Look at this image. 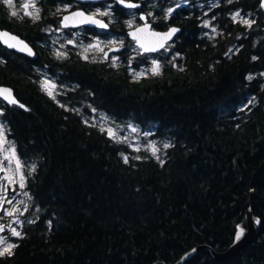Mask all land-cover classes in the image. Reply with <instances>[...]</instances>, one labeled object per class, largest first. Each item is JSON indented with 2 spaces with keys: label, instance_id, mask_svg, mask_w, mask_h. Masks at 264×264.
I'll return each mask as SVG.
<instances>
[{
  "label": "trees",
  "instance_id": "trees-1",
  "mask_svg": "<svg viewBox=\"0 0 264 264\" xmlns=\"http://www.w3.org/2000/svg\"><path fill=\"white\" fill-rule=\"evenodd\" d=\"M260 2L222 0L215 38L200 37L192 18L178 54L164 60L159 75L138 80L122 64L29 58L0 44V85L25 105L0 102L1 117L18 156L36 163L26 189L40 210L33 220L24 216L22 238L11 237L18 247L0 264H173L197 245L224 251L245 225L250 199L261 220L251 246L224 262L203 250L184 264H264ZM237 10L258 14L252 29L233 21ZM36 63L79 85L69 100L83 99L118 120L155 124V137L172 140L164 156L141 151L125 163L124 152L135 151L49 99Z\"/></svg>",
  "mask_w": 264,
  "mask_h": 264
},
{
  "label": "flooded vegetation",
  "instance_id": "flooded-vegetation-1",
  "mask_svg": "<svg viewBox=\"0 0 264 264\" xmlns=\"http://www.w3.org/2000/svg\"><path fill=\"white\" fill-rule=\"evenodd\" d=\"M130 2L139 4V7L127 8L120 4L118 0H36V7L40 9V12L39 19L35 21L31 17L26 16L24 14L25 10L22 9V5L29 3V0H13L14 8L18 13L16 17L11 15L12 9L3 2H0V29L8 31L28 43L34 49L35 55L34 57H29L26 54L7 48L11 52L29 58L38 57L39 59L44 54L54 60L67 62L81 60L109 66L111 63L110 47L112 45L110 42L116 41L115 45L122 46L120 50L121 61H123L122 65L126 68H130L131 66L139 68L142 65H149L152 59L156 60L159 57H163L165 52H167L165 59L175 57L178 54L176 52L178 51L176 49L177 46L181 43L183 44L185 38L188 36V25L192 18L196 21L198 33L202 34L200 37L215 38V35H218L220 32L219 27L215 24L217 26V32L214 35H209L207 33L208 28L205 26V19L207 15L209 17L211 16L214 23L215 10L222 4V0H130ZM66 6L67 11L64 10ZM169 8L174 9L171 16H167ZM98 10L100 12H111V16L96 17L108 24L107 28H100L88 24L64 28L61 25L63 16L69 15L72 12L83 11L85 14L91 15ZM27 11H32V9L29 8ZM141 16L146 17V20H141ZM251 18L254 21L259 16L257 13H253ZM130 20L133 21L131 28L128 26V21ZM145 23H148L150 29L155 32L163 33L169 31L171 28H178L179 31L171 41L166 43V49L145 53L142 52L129 35L137 27H143ZM253 24L251 29L253 28ZM69 40H73L74 43L69 44ZM96 41L101 42L100 46L103 49L102 51L99 49L88 52H85L84 49L81 52L76 51L77 46L95 44ZM0 44L2 45L1 42ZM62 46H66L64 47L66 49L65 51L61 50ZM230 49L233 51L236 48L231 47ZM57 51L64 53L65 57L58 59L56 56ZM104 53H107V59H104ZM130 54L135 58L129 63ZM84 56H87V59L83 58ZM163 64L164 60L162 66ZM34 69L36 71L37 69L44 71V74L48 78H52L56 84L59 83L63 87V91L65 92H56L54 94L55 99L49 96L47 91L42 88L49 99L56 102L59 106L63 105L66 110L76 109L73 106L70 107L67 104H63V101L69 100L68 96L71 92L78 91L79 85L76 82L64 81L62 79V73L47 64L36 63ZM0 102H2L3 106L7 105L1 98ZM0 113L3 114L2 109H0ZM80 113L84 117V113ZM2 114L0 115L2 116ZM3 122L7 126V123L5 121ZM7 136L13 141L9 131Z\"/></svg>",
  "mask_w": 264,
  "mask_h": 264
},
{
  "label": "snow or ice",
  "instance_id": "snow-or-ice-1",
  "mask_svg": "<svg viewBox=\"0 0 264 264\" xmlns=\"http://www.w3.org/2000/svg\"><path fill=\"white\" fill-rule=\"evenodd\" d=\"M0 2H3L10 9H12L11 15L13 17H16L18 15L17 11L14 8L13 0H0ZM118 2L127 8L139 7V4L131 3L130 0H118ZM229 2H231V0H229ZM262 6H264V5H262ZM29 8H31L32 11H27V9H29ZM22 9L25 10L24 14L26 16L31 17L34 21L39 19L40 9L36 7V0H29V3H24L22 5ZM64 10L67 11V6L65 7ZM173 11H174V9L169 8L167 11V16H171ZM149 15H151V13H149ZM97 16H111V12L110 11L100 12L98 10L96 13L91 14V15H87L83 11L72 12L69 15L63 16L62 21H61V25L64 28H67L70 26L76 27V26L85 25V24L95 25V26H98L100 28H107L108 24L104 23L100 19H97L96 18ZM238 17H240L239 12L235 13L232 16L233 21H236ZM140 19L146 20V17L141 16ZM239 22L242 23L243 25L248 26L249 28L254 23V21H251L248 19H243V18H241L239 20ZM132 25H133V21H131V20L128 21L129 28H131ZM205 26L206 27L208 26V22H205ZM177 31H178V29L171 28L167 33H158V32L151 30L150 25L148 23H145L143 25V27H137L134 31L130 32L129 35L136 42L137 46L142 50V52L146 53V52H155L159 49H166V42ZM212 31L215 32L216 29L213 28ZM0 42L4 43L9 48H17L19 51H26L28 55H33L32 50L22 40H20L15 35H11L7 31H0ZM68 43L73 44L74 41L69 40ZM100 43H101L100 41H96L95 44H89V45L85 46L84 51L88 52V51H91L94 49H99L102 51L103 49L100 48ZM110 43L115 44L116 41H111ZM110 50L118 51L119 49L113 48ZM231 51L232 50L229 49V52H231ZM56 56L58 59H60V58H64L65 54L57 51ZM83 58L87 59V56H84ZM107 58H108L107 53H104V59H107ZM253 59H256V58L253 57ZM116 61H117V58L113 57L111 66L116 67L117 66ZM180 70L183 71V69H180ZM147 71H150L152 75H159L161 73V65L156 60H153L151 69L147 70ZM145 75H146V71L133 73L134 79H137V80L139 78L145 76ZM252 78L253 77H251V76L248 77L249 80H251ZM41 87L47 91V94L49 96H51L53 99H55V96H54L53 91H52V89L55 88L54 84L50 83L48 80H44L41 82ZM0 97H3V99L8 101V103H10V104H16L17 103L16 99L12 95L11 89L0 87ZM19 106L21 108L24 107V105H22V104ZM61 106L63 107V105H61ZM93 111H95V109H93ZM0 114H2V113H0ZM92 126H95V125H92ZM100 130H101V132L107 131V134L110 137L115 138V133L113 132L112 129H110V128L105 129L103 126H101ZM132 131L135 132L136 129L133 128ZM5 144L8 145L7 148H4ZM169 146L170 145H168V144L164 145L165 148H167ZM150 147L152 148V155L155 156L156 152H157L155 145H150ZM0 150L8 153L7 155L4 156L3 159L5 161H8L9 164H11L12 160L16 161L15 172L19 173L20 168L22 167L21 162L19 159L16 158L15 148L12 145V143L6 140L5 131H4L3 126H0ZM136 150L139 151V149H136ZM136 159H139V157H136ZM124 162L125 163L128 162L127 156L124 157ZM34 170L35 169L33 168V171ZM0 171L11 172V171H13V169H11L10 167L6 169L3 165V162L0 161ZM4 179L7 180L9 183H15L12 176L6 175L4 177ZM24 180H25V177L23 176V174H21L20 180H19V188H21V189H23L25 187ZM3 191H4V195H0V211H3L4 214L7 216H13L14 213L19 211V209H17L16 207H13L11 210L3 208L4 202H7L9 204L12 203V200L7 198V185L4 186ZM13 191H15V189H13ZM25 195H27V193H25ZM21 203H23V202L21 201ZM2 219H3V217H0V220H2ZM12 223H20V221L14 219L12 221ZM257 223H259V221H257ZM5 227H6L5 224L0 223V233H3L5 231ZM237 227L239 230L236 233L235 239H236V241H239L241 236L243 235V228H240V226H237ZM7 228H8V231L10 232L11 237L22 238L21 232L17 231V229L12 227L11 224H8ZM9 239H10L9 236L0 235V246H2V247H0V257L4 256L5 254H7L8 256H11L13 254L12 250L14 248L18 247L17 244L10 243Z\"/></svg>",
  "mask_w": 264,
  "mask_h": 264
},
{
  "label": "rangeland",
  "instance_id": "rangeland-1",
  "mask_svg": "<svg viewBox=\"0 0 264 264\" xmlns=\"http://www.w3.org/2000/svg\"><path fill=\"white\" fill-rule=\"evenodd\" d=\"M213 4V3H212ZM211 5V4H210ZM207 13H209L208 10H206ZM239 12L240 13V17L237 18V20H240L241 18L243 19H248V20H252V14L256 12L254 11H247V12H242V11H234L232 12L230 15L233 16L235 13ZM206 13V15H207ZM205 22H208V34L209 35H214L217 32V26L213 23L212 17L208 16L205 19ZM215 28L216 31L213 32L212 29ZM66 47V46H64ZM64 47H61L62 51H65L66 49ZM85 48V45H79L76 48V51L81 52L82 49ZM101 48V46H100ZM113 48H118V51H112L110 50V62H112V58L116 57L117 58V66H120L123 61H121V54H120V50L122 48V46L120 47L119 45H115L112 44L110 49ZM94 50H98V49H94ZM167 56V52L164 53L163 57H159L156 59V61L162 66V62L163 60H165ZM134 56L132 54H130V60L129 63L131 61L134 60ZM155 59L151 60V64L149 65H142L139 68H134V67H128L127 69H129V71L132 73L134 72H141V71H146V75L151 74L150 70L152 67V61ZM37 73L39 74V84L41 85V82L44 80H48L50 83L55 85V88L52 89L53 94H55L58 91H61L62 93H64L65 91H63V87H61L58 84L55 83V81L52 78H48L45 74L44 71H40L39 69H37ZM262 75L264 76V71L262 72ZM81 102H73L72 100H68V101H63V104H67L70 107H74L76 109V111L79 112H83L84 113V120L87 123L90 124H94L96 126H98L99 128H101V126H103L105 129H112L113 132L115 133V140L117 142H119L120 144H126L129 148H132L135 153H130V152H124V157H142L144 154L141 151L147 152L148 154H152V148L150 147V145H155V148L157 149L156 158H162L164 156L165 150L168 148H165L164 145L168 144L170 145L172 140L171 138H169L168 136L166 137H155V124H151L148 127H144L141 126L140 124H137L136 122H134L133 120H118L114 117H112L111 115H109L108 113H106L105 111L96 109L95 107H93L92 105H90L89 103H87L86 101H84L83 99L80 100ZM72 102V103H71ZM85 103L87 105H85ZM83 104V105H82ZM82 107V108H81ZM93 109H95V111H93ZM0 126L4 127V131H5V137L6 140L11 142L12 145L15 148V153H16V158L20 160L22 167L20 168V172L17 173L15 172V168H16V161L12 160L11 164H9L8 161H5L3 158L5 155H7L8 153L0 150V161L3 162L4 167L7 168H11L13 169V171L8 172V171H0V195H4V191L3 188L5 185H7V198L12 200V203L9 204L7 202L3 203V208L4 209H8L11 210L13 207H16L17 209H19V211H17L16 213H14L13 216H7L4 214L3 211H0V217H3L2 220H0V223L5 224V231L3 233H0V235H4V236H9V242H12L11 236H10V232L8 231L7 225L11 224L12 227L16 228L17 231L22 230V226L25 224V215L28 214V212L30 213V216L28 217L29 220H33L35 217H38L40 210L37 206L34 205L33 198L30 195V193L27 191L26 189V185H27V178H28V174H32L33 173V168L35 169L36 167V163L33 161H26L24 159H21L16 151V146L14 144V142L12 140L9 139V137L7 136L8 134V128L7 126L4 124V122L2 121V117L0 115ZM135 128L136 131H132V129ZM107 132V131H106ZM8 145L5 144L4 148H7ZM136 149H139V151H137ZM23 174V176L25 177L24 183H25V187L23 189L19 188V180H20V175ZM8 175V176H12L13 180L15 181V183H9L7 180L4 179V177ZM13 189H15V191H13ZM25 193H27V195H25ZM21 201L23 203H21ZM26 209V210H25ZM22 213V214H21ZM19 220L20 223H12L13 220ZM2 247V246H0Z\"/></svg>",
  "mask_w": 264,
  "mask_h": 264
},
{
  "label": "water",
  "instance_id": "water-1",
  "mask_svg": "<svg viewBox=\"0 0 264 264\" xmlns=\"http://www.w3.org/2000/svg\"><path fill=\"white\" fill-rule=\"evenodd\" d=\"M261 6L264 5V0H261ZM262 8L264 9V6H262ZM178 29V28H176ZM0 31H5V30H1ZM179 31V29H178ZM177 31V32H178ZM8 32V31H7ZM168 32V31H167ZM167 32H163V33H167ZM176 32V33H177ZM10 33V32H9ZM158 33H162V32H158ZM174 33L172 35V37L166 42L168 43L169 41H171L174 37V35L176 34ZM11 35H13L12 33H10ZM16 36V35H15ZM19 38V37H18ZM20 39V38H19ZM21 40V39H20ZM23 41V40H22ZM31 50L33 55H28L26 51H19L17 48H9L7 47V45H5L4 43H2V45L6 48L15 50L19 53H23L28 55L29 57H34L35 55V51L34 49L25 41H23ZM162 50V49H159ZM158 51V50H157ZM156 52V51H155ZM0 87H4V88H8L11 89L12 91V95L13 97L16 99L17 103L14 105H21L22 103L18 100V98L15 95L14 90L10 87V86H6V85H0ZM6 104L9 105H13L8 103V101L4 100L3 97H0ZM24 105V104H22ZM25 108V105L24 107ZM263 163L261 164V167L263 166ZM258 172H256L253 176V180H252V189L254 186V179L255 176L257 175ZM250 205H251V199L246 203L245 205V211H246V222L245 225H238L240 226V228H243V235L241 236L239 241H236L235 236L237 231L239 230L237 227L235 236H234V240L232 242V244L228 247V249L224 250V251H216L213 247H211L210 245H205V244H201V245H197L194 248H192L191 250H189L188 252H186L179 260H177L175 263L173 264H184L187 260L191 259L192 257L196 256L197 254H199L200 252H202L203 250H209L211 255L213 256V258L218 261V262H224V261H228L231 259L236 258L237 256H239L244 249H246L247 247L251 246L255 241L256 238L258 236V233L260 231V225H261V220L259 217L255 216L254 213L252 212V210L250 209ZM257 221H259V223H257ZM154 264H167L164 262H156Z\"/></svg>",
  "mask_w": 264,
  "mask_h": 264
}]
</instances>
